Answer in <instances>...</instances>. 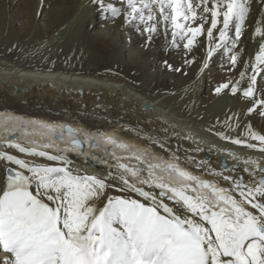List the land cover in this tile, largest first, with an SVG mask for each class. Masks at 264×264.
I'll list each match as a JSON object with an SVG mask.
<instances>
[{
	"label": "snow or ice",
	"instance_id": "snow-or-ice-1",
	"mask_svg": "<svg viewBox=\"0 0 264 264\" xmlns=\"http://www.w3.org/2000/svg\"><path fill=\"white\" fill-rule=\"evenodd\" d=\"M88 3L104 24L111 22L139 34L142 47H150L161 35L169 49L191 54L197 47H205L200 71L209 67L214 54L223 51L229 71L238 64L243 70L239 79L218 83L214 93L242 99L247 115L256 113L264 118V86L258 87L264 80V16L260 20L253 17L257 9L264 13V0ZM250 17L255 27L247 38H259L258 50L254 58L247 53L250 58L244 60L242 37ZM184 63H195V57ZM164 67L180 71L166 60ZM244 114L226 116L223 128L228 133L218 130L214 135L261 154L260 159L242 160L247 178L237 165L228 168L222 163L221 170H216L208 160L196 161L188 149L184 161L201 173L206 171L212 179H202L181 167L179 149L171 153L170 162L147 163L146 168L140 167L146 163L141 155L135 156L139 164L130 166L119 162L113 153L117 164L97 175L76 167L68 155L45 150L63 136L43 144L38 140L22 143L16 137L0 142L6 149L0 150V264H264V134L250 124L245 126L246 135L229 134L240 127ZM7 120L15 123L18 118L9 116ZM29 123L53 132L57 127ZM11 131L8 126L3 128L5 134ZM20 131L30 134L24 128ZM72 131L67 129L69 135ZM152 143L167 150L162 140ZM71 144L82 148L83 142ZM118 146L127 147L123 143ZM11 150L32 159L11 154ZM227 155L237 162L242 159L230 149ZM35 158L54 163H38ZM92 163L108 161L93 156ZM157 169L168 176L175 173L187 183H175ZM110 190L121 194L112 195Z\"/></svg>",
	"mask_w": 264,
	"mask_h": 264
},
{
	"label": "bare ground",
	"instance_id": "bare-ground-1",
	"mask_svg": "<svg viewBox=\"0 0 264 264\" xmlns=\"http://www.w3.org/2000/svg\"><path fill=\"white\" fill-rule=\"evenodd\" d=\"M261 16L264 13L254 11L255 20ZM253 17L246 23L242 37L244 60L250 58L247 53L254 58L258 50L259 38H247L255 27ZM199 39L205 41L204 37ZM167 42L161 35L150 47H142L139 34L111 22L104 24L88 0H0V142L16 137L22 143L38 140L43 144L56 134L63 136L53 148L45 150L68 155L76 167L97 175L117 164L113 153L119 162L136 166V155L145 154L155 164H162L170 162L171 153L177 149L181 167L201 172L184 161V150L188 149V155L196 161L208 160L216 170H221L222 163L228 168L237 165L247 178L242 160L260 159L261 154L214 135L218 130L228 133L223 122L233 112L245 114L240 117V127L229 134L246 135L245 126L249 124L264 134V118L256 113L247 115L242 99L214 93L218 83L239 79L243 68L238 64L229 71L227 55L220 51L208 62L209 67L200 71L205 47H197L190 54L169 49ZM192 56L195 63L185 64L184 60ZM106 59L120 69L103 68ZM165 60L180 71L166 70ZM262 86L264 80L258 84ZM9 116L18 120L9 122ZM30 121L57 127L53 132ZM66 125L73 130L70 135L64 129ZM5 126L12 131L5 134ZM21 128L30 134L24 135ZM154 139L162 140L167 150L152 143ZM74 140L82 141V148H74ZM120 143L127 147H119ZM198 148L202 151H196ZM229 149L241 161L228 156ZM0 150L6 149L0 145ZM11 154L28 158L15 150ZM93 156L108 163L94 164ZM35 159L38 163H54ZM145 164L140 167L146 168ZM156 171L175 183H187L175 173L168 176ZM201 178L212 179L206 171ZM110 194L116 195L111 190ZM131 195L136 198L134 193Z\"/></svg>",
	"mask_w": 264,
	"mask_h": 264
},
{
	"label": "rangeland",
	"instance_id": "rangeland-1",
	"mask_svg": "<svg viewBox=\"0 0 264 264\" xmlns=\"http://www.w3.org/2000/svg\"><path fill=\"white\" fill-rule=\"evenodd\" d=\"M21 61H26V59L22 58ZM105 66H106V67H105ZM108 67H109V70H111L110 67H114V68L120 69L119 66H116V65H115L114 63H112V62L110 63V61L106 59V60H104V67H103V68L108 69ZM81 104L83 105V103H81ZM218 150L221 151V149H218V148H217V152H218ZM114 192L116 193V195H120V194H121V193H119V192H116V191H114V190H111V193H114Z\"/></svg>",
	"mask_w": 264,
	"mask_h": 264
},
{
	"label": "water",
	"instance_id": "water-1",
	"mask_svg": "<svg viewBox=\"0 0 264 264\" xmlns=\"http://www.w3.org/2000/svg\"><path fill=\"white\" fill-rule=\"evenodd\" d=\"M17 78H18V77H17ZM17 78H16V81H17V82H19V83H22V82L18 81V80H17ZM77 93H78V95H79L80 97L82 96V93H81V91H80V90H79ZM80 105L82 106V104H81V103H80ZM64 129H65V130H67V125H66V126H64ZM54 137H59V136L56 134V135H54Z\"/></svg>",
	"mask_w": 264,
	"mask_h": 264
}]
</instances>
